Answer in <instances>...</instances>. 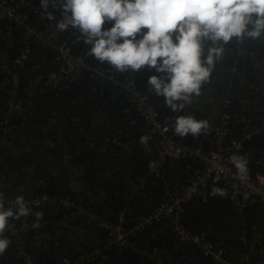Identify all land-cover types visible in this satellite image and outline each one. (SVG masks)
<instances>
[{
    "label": "trees",
    "instance_id": "trees-1",
    "mask_svg": "<svg viewBox=\"0 0 264 264\" xmlns=\"http://www.w3.org/2000/svg\"><path fill=\"white\" fill-rule=\"evenodd\" d=\"M33 2L40 5V0ZM48 11L60 19L58 10L50 6ZM56 22L46 18L40 29L46 30L44 23ZM78 36L70 28L51 39L26 37L24 30L10 32L0 14V198L6 208H14L19 195L53 198L33 206V213L43 214L41 220L32 214L11 220L24 240V254L20 256L17 237L5 233L11 243L0 255V264H25L26 258L33 264H53L81 254L94 257L81 264L257 262L264 248V206L251 202L239 212L231 201V188L218 179L208 189H224L227 196L195 197L184 205L180 223L224 248L229 263L203 255L198 245L179 242L168 218L134 229L138 218L149 215L167 189L164 180L148 168L160 140L122 83L130 81L150 96L162 122L172 125L178 114L166 107L163 97L147 89L148 77L157 73L116 72L88 56V46ZM244 41L241 51L236 50L235 39L225 46L209 81L202 85L204 93L193 100L228 96L220 115L230 113L229 139L242 141L249 169L255 173L261 170L256 161L264 153V39ZM59 44L69 47L75 57H84V63L66 71L57 58L55 45ZM24 49L28 54L22 64L17 59ZM53 72L57 80L49 82ZM245 125L253 132L248 138ZM142 135L151 137V151L141 145ZM201 136H188L185 142L202 143ZM197 166L195 158L169 156L164 171L176 186L187 183ZM106 223L123 225L124 243L113 241Z\"/></svg>",
    "mask_w": 264,
    "mask_h": 264
},
{
    "label": "clouds",
    "instance_id": "clouds-1",
    "mask_svg": "<svg viewBox=\"0 0 264 264\" xmlns=\"http://www.w3.org/2000/svg\"><path fill=\"white\" fill-rule=\"evenodd\" d=\"M40 5L42 16L57 21L58 31L78 32V39L88 46L86 54L99 63L119 73H157L148 77L147 89L178 114L172 131L181 139L198 138L210 128L207 120L193 113H179L201 95L225 46L234 39H264V0H40ZM50 6L60 12L59 20L48 11ZM106 23L111 27H104ZM56 80V73H50L49 82ZM150 140L149 135L140 137L147 151ZM229 159L236 178L246 182L247 159L238 155ZM213 194L226 197L227 191L214 188ZM13 204L6 208L0 198V255L11 243L5 236L10 220L30 214L42 219L22 195Z\"/></svg>",
    "mask_w": 264,
    "mask_h": 264
},
{
    "label": "built area",
    "instance_id": "built-area-1",
    "mask_svg": "<svg viewBox=\"0 0 264 264\" xmlns=\"http://www.w3.org/2000/svg\"><path fill=\"white\" fill-rule=\"evenodd\" d=\"M41 12V6L34 3L33 0H0V14L6 18V28L10 32L24 30L26 37L30 34H35L36 38L45 39L46 31H42L39 24L46 17L42 16ZM34 22L36 25H34ZM43 26L46 28L48 24L44 23ZM242 43H245V41L236 42L238 44L237 51L242 50ZM55 48L58 52L57 58L62 60L66 65V71L74 70L79 67V64L84 63V57H75L69 47L59 44L55 45ZM27 54V49H24L17 61L23 64V59L27 57ZM99 73L108 77L104 71H100ZM122 86L125 92L129 94L130 100L136 104L138 112L149 125L151 132L160 140V147L155 156L149 160L148 168L153 175L164 180L163 183L167 189L165 196L158 206L149 215L138 218V223L134 229H141L155 220L168 218L174 226L179 242L198 245L203 255L212 257L218 263H229L226 259L224 248L216 246L206 235L193 233L180 223L181 215L184 212V205L195 197H201L203 200H206L209 196H214L213 189L209 190L208 185L212 180L218 178V180L231 188L230 198L239 212H242L251 202H257L264 206V153L256 161L257 166L261 167V170L251 173L249 159L242 141L229 139L228 132L231 127L229 121L230 113H224V115L214 122L206 114L205 106L197 102L187 105L183 115L193 113L197 119L207 120L210 128L207 133L201 136L203 138L202 143L189 144L185 142V139L173 135L172 125L161 121L159 113L150 102V96L136 90L132 87V82L130 81L123 82ZM239 120L244 121L242 118H239ZM246 127L245 125L244 131L247 133L246 138H248L253 132L247 130ZM232 155L242 156L247 159L249 179L246 182H241L236 178V169L229 159ZM169 156L174 158L189 156L195 158L198 162V166L193 168L191 178L187 183L172 186L164 171L165 162ZM245 193L248 194L247 199L244 198ZM52 199L48 194L24 198L27 206L32 209V212L34 211L33 206H42ZM62 202L64 203L65 200ZM9 224L10 227L5 233L17 237L18 248L21 249L20 256H22L24 254V240L19 236V228L16 224L11 223V220ZM105 225L111 230L110 235L113 237V241L124 243L126 234L122 233V224L113 226L106 223ZM118 236H121L119 240H117ZM259 254L260 258L254 264H264V248L259 250ZM93 258V255L85 256L81 254L77 259L72 260L70 257H63L53 264H81L86 259L90 260ZM25 264L33 263L30 259L26 258Z\"/></svg>",
    "mask_w": 264,
    "mask_h": 264
},
{
    "label": "rangeland",
    "instance_id": "rangeland-1",
    "mask_svg": "<svg viewBox=\"0 0 264 264\" xmlns=\"http://www.w3.org/2000/svg\"><path fill=\"white\" fill-rule=\"evenodd\" d=\"M46 32H45V35L46 36H48V38L49 39H51V38H53V37H57V33H58V30L56 29V24H54V23H50V24H48V26L46 27V30H45ZM33 65L34 66H36L37 65V61L36 62H34L33 61ZM210 88V87H209ZM209 88H206V89H209ZM203 91L201 92V94H203L204 93V89H202ZM217 97H219V96H217ZM217 97H216V100H215V96H205V100H200V101H202V102H198V103H201V104H203L204 106H205V108H206V105H205V103H207V104H210V106H211V108L213 107H215V109H219V108H221L222 109V106H223V104H224V102H225V100L228 98V96H223L222 98H219V99H217ZM226 98V99H225ZM198 100H193V102H197ZM204 102V103H203ZM211 108H209V109H211ZM210 117V116H209ZM218 118L216 119V120H218L220 117H221V115H219V113H218V116H217ZM211 118V117H210ZM211 119H213V118H211ZM31 196V195H30ZM25 198V197H24ZM121 238V236H118V239L117 240H119Z\"/></svg>",
    "mask_w": 264,
    "mask_h": 264
},
{
    "label": "crops",
    "instance_id": "crops-1",
    "mask_svg": "<svg viewBox=\"0 0 264 264\" xmlns=\"http://www.w3.org/2000/svg\"><path fill=\"white\" fill-rule=\"evenodd\" d=\"M204 103V102H203ZM205 105H206V114L208 115V116H210L211 118H218L217 116H218V113H219V115H220V112H221V109L219 108L218 110L217 109H215V107L213 108H211V106H210V104H207V103H205ZM209 108H211V109H209Z\"/></svg>",
    "mask_w": 264,
    "mask_h": 264
}]
</instances>
